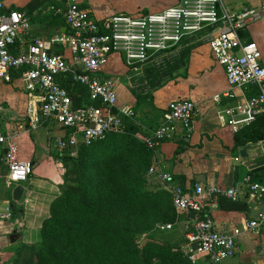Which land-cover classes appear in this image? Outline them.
<instances>
[{
    "label": "built area",
    "instance_id": "obj_1",
    "mask_svg": "<svg viewBox=\"0 0 264 264\" xmlns=\"http://www.w3.org/2000/svg\"><path fill=\"white\" fill-rule=\"evenodd\" d=\"M59 1L51 9L63 18L70 32H59L45 39L32 37L25 12L7 9L6 0H0V83H10L15 78L23 83L29 96L26 114L31 127L42 119H52L70 130L67 137L55 139L60 152L78 143L89 145L103 140L109 132L122 130V116H133V107H117L116 80L100 75L115 52L123 55L130 70L138 71L148 64H165L166 56L174 54L183 43H207L214 59L222 65L229 86H253L258 91L222 109L220 120L239 131L260 115L264 117L261 52L254 41H244L241 36L250 21L264 18V0H257V6L237 9L224 0H175L158 11L137 16L113 14L100 20L93 18L82 5L83 0ZM55 44H63L67 55L57 52ZM62 77L84 87L87 101L75 107L70 93L59 82ZM215 100H219V95H215ZM194 112L195 104L190 99L170 101L159 125L150 136L144 137L145 145L153 149L163 140L173 139L175 123L189 133ZM0 144L4 147L7 180L14 185L27 181L33 165L18 158L16 142L1 127ZM256 144L264 154V139ZM160 179L171 194L175 212L190 214L183 229V249L188 259L204 258L210 264H220L235 254L236 238L242 230L264 226V215L260 214L231 232L216 228L207 213L208 205L218 206L220 197L236 201L239 185H196L191 189L173 184L171 173L161 174ZM243 182L250 197L264 199V184L250 176ZM10 218L11 208L7 207L0 213V219ZM171 227L170 223L158 225L163 231Z\"/></svg>",
    "mask_w": 264,
    "mask_h": 264
},
{
    "label": "crops",
    "instance_id": "obj_2",
    "mask_svg": "<svg viewBox=\"0 0 264 264\" xmlns=\"http://www.w3.org/2000/svg\"><path fill=\"white\" fill-rule=\"evenodd\" d=\"M224 1L235 9L258 4L257 0ZM174 2L175 0H149L129 4L114 0H83L82 5L90 10L93 18L100 20L113 14L137 16L158 11ZM59 3V0H6V7L26 13L30 20L32 37L49 39L59 32H70L63 18L51 9ZM241 36L244 41H254L258 45L264 65V18L250 21ZM54 46L57 52H65L67 55L63 44ZM183 49L185 51L179 67L168 72L169 79L152 90L151 95L153 106L161 111H165L168 103L177 98L193 101L195 112L192 129L187 133L180 123H175L173 139L163 140L151 149L149 172L157 188L167 191L160 179V175L164 173L173 175V184L191 189L196 185H239L237 200L246 202V211L228 210L211 204L207 207V213L216 228L231 232L235 227L241 228L245 220L264 215V199L250 197L243 182L246 176H250L253 181L264 184V154L259 150L255 158V162H262L263 168L250 170L245 166L238 153L242 146L235 145L237 131L220 120L219 112L233 106L238 100L252 96L251 88L256 87L229 86L222 65L214 59L207 43H183L179 50L167 55L166 59ZM142 70H130L122 54L115 52L109 56L100 75L116 80L117 107L135 105L133 90L137 88L136 77L143 74ZM215 95H219L218 101L215 100ZM28 100L27 91L17 78L10 83H0L1 130L16 142L18 158L33 165L27 181L21 184L25 194L13 206L12 191L16 185L7 180L3 161L4 147L0 144V213L7 207L11 208V218L0 219V264H14L13 251L21 243H37L41 240V224L49 216L50 205L58 196L63 183L64 166L61 157L65 153L64 150L60 152L56 148L55 139L67 137L70 130L61 127L52 119H42L36 127H31L26 114ZM77 145L69 147L70 152L78 149ZM177 149H180L178 153ZM250 153L255 154V150ZM12 206L16 210L15 215ZM189 217V213H176L175 221L167 222L172 224L170 230L175 229L176 239L183 236L184 224ZM18 227V237L11 241L10 235ZM197 262L210 264L204 258H199ZM220 264H264V226L242 230L236 238L235 254L225 258Z\"/></svg>",
    "mask_w": 264,
    "mask_h": 264
},
{
    "label": "trees",
    "instance_id": "obj_3",
    "mask_svg": "<svg viewBox=\"0 0 264 264\" xmlns=\"http://www.w3.org/2000/svg\"><path fill=\"white\" fill-rule=\"evenodd\" d=\"M184 51L183 49L166 59L163 65L143 66V74L137 75L135 83L137 88L133 90L136 99L133 116L121 117L123 126L121 131L109 132L105 139L94 141L89 145L81 144V151L78 153H83L85 158L82 157L83 161L76 163L73 170L68 171L69 177L72 173L77 175L72 179L74 184L66 183L67 190L65 189L52 201L50 214L41 224L42 246L37 251L25 254L23 251L27 246L21 243L13 251L14 264H101V260H104L106 264H191L184 253L183 236L174 241L158 240L149 236L138 246L133 241L138 227L127 226L116 218L117 213H120L116 210L117 208L139 207L143 211L133 209V212L145 217L144 223L149 228L157 224L174 222L176 213L169 191L160 187L151 192L144 191L142 187L131 186L132 183L126 186L122 181L120 182V177L115 172L112 177L114 187L111 193L107 192L108 189L99 188L94 180L100 174V178H104L103 170L107 167L108 160H104V166H95L93 169L90 168L92 165L84 162L87 156H91V152L99 157L101 155V158L111 157L113 165L119 161L117 167L121 169V175L123 170L120 162H124L123 160H126L130 153L143 152L149 167V155L152 150L145 144L137 148L132 134L137 131L144 137L150 136L163 119L164 111L153 106L151 91L169 79L168 72L179 67ZM59 82L70 93L75 107L87 101V92L80 84L72 82L68 77H62ZM257 92L256 88H251L252 94ZM113 110L116 111L114 108ZM234 138L236 146H243L250 142L257 143L264 139V117L260 115L254 123L237 131ZM131 143H135L133 147L136 149L131 148ZM179 151L180 149L176 150L177 153ZM61 159L65 167L64 157ZM107 177H109L108 173ZM115 178L119 180L116 181ZM68 179L63 177L65 182H68ZM108 193H110L109 197ZM218 205L228 210L246 211L248 209L246 202L232 201L224 197L219 198ZM12 211L15 215L16 210L13 206ZM127 216L131 214L128 213ZM87 236L90 243L97 239L104 244V254L99 253L98 247L94 248L97 254L93 256L85 251L87 246L83 244V240Z\"/></svg>",
    "mask_w": 264,
    "mask_h": 264
},
{
    "label": "rangeland",
    "instance_id": "obj_4",
    "mask_svg": "<svg viewBox=\"0 0 264 264\" xmlns=\"http://www.w3.org/2000/svg\"><path fill=\"white\" fill-rule=\"evenodd\" d=\"M114 1H121V2H126L129 4L134 3L135 1H149V0H114ZM156 1V0H155ZM140 75V74H139ZM124 131V130H123ZM134 140L136 141V145L137 148L142 145L144 146V136L140 135L137 131L135 133L132 134ZM136 135V136H135ZM135 143H131V148L136 149L133 147V145ZM81 144L77 145L78 149H72V151L70 152L69 148L65 149L63 152L65 153V155L63 156L65 159V167L63 169V177H68V182H65V180H63V183L60 185V191L57 197H59L64 191L65 189L67 190L66 186L67 185H73V181L72 179L77 177L76 173H72V175L69 177V170H73V168L75 167V164L78 162L83 161L82 157H84L83 153L80 154L78 153V151H81ZM76 150V151H75ZM111 152V150H108ZM86 156V155H85ZM128 156V158H127ZM126 156V160L124 159V162H120L121 164V168L123 170V173L120 175V170L117 167V163H119V161H117V163H115L113 165L112 159L111 157L108 158H101L96 155V153L91 152V156H87V160H85L84 162L86 164H90L92 165V167H90L91 169H93L95 166H101L104 162V160H108V164L107 167L103 170L104 173V178H100L101 174L98 176V178H96L94 181L95 183H97L99 188H103L105 187V189H108L107 192L111 193L112 188L114 187V182L112 180V177L115 175V172L118 174V176L120 177V182L122 181V183L126 186H128L130 183L131 186L136 185L138 187H142V189L144 191H153L155 189H157V186L154 182V180L152 179V175L150 174V168L148 167L146 158L144 157L145 154L143 152H138V153H134V154H129ZM99 163V164H98ZM110 163L112 165H110ZM107 173L109 174V177H107ZM133 176V180L131 181V177ZM115 180H119L116 179ZM134 181V184H133ZM66 183H68L66 185ZM110 193H108V197L110 196ZM56 197V198H57ZM55 200V199H54ZM53 200V201H54ZM121 205V204H120ZM138 205V204H137ZM140 206V205H139ZM130 208H125L123 209L122 207L117 208L116 210H119L120 213H117V217L119 220H121L123 222V224L127 225V226H133V227H138L137 231L134 234L133 237V241L135 242L136 245H141L143 243V241L149 237L152 236L158 240H171L174 241L177 237L175 235L174 232V228H172V230H167V231H163L160 230L158 228V224L157 225H153L152 228H149V226H146V224L144 223V219L145 217H143L142 215L138 214L137 212H133L135 210H139V211H143L142 208L139 207H134L133 209ZM130 213L131 216H127V214ZM145 213L147 214L148 211L146 210ZM49 214H50V210H49ZM138 214V215H137ZM177 240V239H176ZM42 237L41 240L39 242H31V243H24L27 248L23 251V253L25 254H30L32 251H37L41 246H42ZM85 243V246H87L85 248V251L88 252L90 254V256H93V254H97L94 251V248L98 247L99 253H103L105 252V248H104V244H102L101 241H98L97 239H95L93 241V243L88 242V236L83 240V244ZM82 244V245H83ZM189 261L191 262V264H196L197 260H193V259H189ZM101 264H106V262H104V260H101Z\"/></svg>",
    "mask_w": 264,
    "mask_h": 264
},
{
    "label": "water",
    "instance_id": "obj_5",
    "mask_svg": "<svg viewBox=\"0 0 264 264\" xmlns=\"http://www.w3.org/2000/svg\"><path fill=\"white\" fill-rule=\"evenodd\" d=\"M255 150V154L250 153V151ZM239 158L242 160L243 164L247 166L250 170L263 168L262 162H255V158L259 153V146L256 143H248L243 145L238 150ZM264 162V161H263ZM25 194V189L23 185L18 184L13 188L12 191V205L16 206V204L21 200L23 195ZM20 232V228H16L15 231L10 235L11 241H14L15 238L18 237Z\"/></svg>",
    "mask_w": 264,
    "mask_h": 264
}]
</instances>
